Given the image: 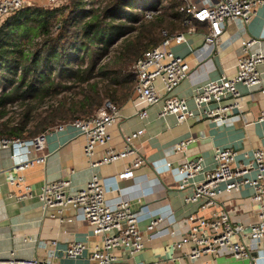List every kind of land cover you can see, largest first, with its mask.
<instances>
[{
	"label": "crops",
	"instance_id": "crops-1",
	"mask_svg": "<svg viewBox=\"0 0 264 264\" xmlns=\"http://www.w3.org/2000/svg\"><path fill=\"white\" fill-rule=\"evenodd\" d=\"M215 0H184L197 8L210 6ZM26 7H48L46 0H24ZM210 32L207 23H196L184 32L185 41L172 42L168 47L174 54L184 58L190 65V72L173 92L187 100L190 110L195 114L186 122H178L175 116L161 118L159 113L163 104L148 109V118L142 121L135 104V94L119 107V119L110 130L111 140L105 147H98L93 159H100L113 148L122 151L126 147L125 138L141 129L146 134L132 141L138 150V157L145 163L134 170L128 180H119L118 175L130 167L135 157L121 160L111 165L93 168L84 153L85 136L76 128L65 130L47 137L46 162L28 168L23 172L25 185L32 191V197L19 199L24 186L10 184L14 170L13 152L23 148L16 146L0 150V261L10 258H39L54 264H90L89 253L79 259H69L64 251L72 242L88 245L89 249L103 243V237L96 235L75 209L66 210L59 215L53 210L45 211L40 201L43 187L60 179L71 182L72 194L84 189L94 174L101 178L107 192V203L115 206L129 200L132 209L139 217V227L145 239V248L134 258L127 252L117 250L115 255L125 264H243L234 259L205 256L197 262L189 260L182 251L173 250V244L188 233L187 219L192 214L210 216L211 211H227L233 219L244 224L256 220L255 207L251 204L252 190L243 189L230 199L220 200L216 206L205 212L199 211V204H186L185 198L194 192L193 182L204 179L203 174L190 180L184 189L178 166L186 159L202 157L206 170L215 168V150L231 148L239 153V164L249 163L255 150H264V122H256L264 111V63L259 66L262 84L250 89L243 85L237 88L243 98L245 110H236L231 120L220 125L206 121L202 117L205 109L214 104L198 108L193 99L197 86L219 80L222 76L236 74V62L244 55L242 44L255 40L252 53L264 55V6L247 24L242 20L227 22L223 34L216 44L208 45L206 35ZM158 85L161 84L158 82ZM193 140L185 156L176 153L174 148L180 142ZM171 164V167L168 166ZM163 217V225L154 232H147L152 217ZM257 264H264V243L253 251Z\"/></svg>",
	"mask_w": 264,
	"mask_h": 264
},
{
	"label": "built area",
	"instance_id": "built-area-1",
	"mask_svg": "<svg viewBox=\"0 0 264 264\" xmlns=\"http://www.w3.org/2000/svg\"><path fill=\"white\" fill-rule=\"evenodd\" d=\"M49 6L59 7L63 0H46ZM264 6V0H215L210 6L197 8L186 3L180 11L187 14L185 21L193 28V22L207 23L210 32L205 37L208 45L216 44L223 34L227 22L251 21L257 10ZM25 7L24 0H0V27L11 16ZM156 12L148 11L151 19ZM165 41L157 48L147 52L135 65L137 83L135 86V104L142 121L148 118V109L163 104L159 113L161 118L175 116L183 123L195 114L190 110L187 100L173 94L174 90L189 76L190 65L184 58L174 54L168 47L172 42L181 44L185 41L184 33L169 35L163 32ZM255 40L243 42L244 55L236 62V74L233 77L222 76L219 80L197 86L193 99L198 108L214 104L215 107L204 110L202 117L208 122L226 124L232 119L235 110L241 114L245 110L243 98L237 86L259 88L262 84L259 66L264 63V55L252 53ZM158 82L161 86L158 85ZM264 96V89L261 90ZM119 119V108L107 100L92 117L61 123L31 139L18 137L0 138V150H9L16 146L23 152H13L14 170L10 175V184L24 186L19 199L32 197L31 188L25 185L22 175L25 170L46 162L47 137L72 126L86 138L84 153L93 168L111 165L130 157H135L132 165L118 175L119 180L133 178L134 170L145 161L138 157V150L132 141L146 134L145 129L133 132L125 138V149L117 151L109 148L103 156L93 159L98 147L109 144V130ZM256 122H264V111ZM193 140H185L174 148L184 156ZM239 153L231 148L215 150V168L206 170L202 157L186 158L177 168L180 176V188L184 189L190 180L203 174L204 179L193 182L194 192L185 198L186 204H199V211L205 212L224 199H230L243 189L252 190L251 204L255 207L256 220L244 224L233 219L227 211H211L210 216L192 214L188 217V233L173 244V250L182 251L189 246L185 256L197 262L205 256L212 258L234 259L243 264H257L253 251L264 243V150H255L249 163L237 162ZM171 167V164H168ZM71 182L60 179L43 187L39 196L45 211L53 210L59 215L72 208L81 213L83 219L93 227L96 235L103 237V243L89 249L88 245L72 242L64 251L69 259H79L90 251V264H125L115 255L117 250L127 252L134 258L145 248V239L139 227V217L132 209L129 200H123L115 206L107 203V192L98 174H94L87 186L72 194ZM164 223L163 217H152L147 225V232H154ZM173 259L172 264H177ZM0 264H54L39 258H10ZM205 264H212L207 262Z\"/></svg>",
	"mask_w": 264,
	"mask_h": 264
},
{
	"label": "trees",
	"instance_id": "trees-1",
	"mask_svg": "<svg viewBox=\"0 0 264 264\" xmlns=\"http://www.w3.org/2000/svg\"><path fill=\"white\" fill-rule=\"evenodd\" d=\"M89 8L87 9V6ZM184 0H63L0 27V138L31 139L134 95L135 65L190 29ZM156 14L151 19L147 12ZM198 23L193 22V26ZM21 108L16 116L10 109Z\"/></svg>",
	"mask_w": 264,
	"mask_h": 264
},
{
	"label": "rangeland",
	"instance_id": "rangeland-1",
	"mask_svg": "<svg viewBox=\"0 0 264 264\" xmlns=\"http://www.w3.org/2000/svg\"><path fill=\"white\" fill-rule=\"evenodd\" d=\"M154 0H150V2H152ZM90 5L87 6V9L89 8ZM21 111V108H19L18 106H16L15 108H12L10 109V116H15V117H18L16 116V112L19 113Z\"/></svg>",
	"mask_w": 264,
	"mask_h": 264
}]
</instances>
